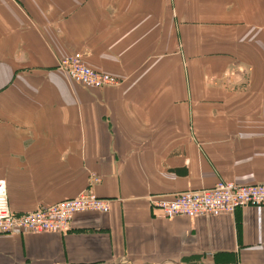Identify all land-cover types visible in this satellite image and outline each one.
I'll return each instance as SVG.
<instances>
[{
	"label": "crops",
	"instance_id": "0c3cea01",
	"mask_svg": "<svg viewBox=\"0 0 264 264\" xmlns=\"http://www.w3.org/2000/svg\"><path fill=\"white\" fill-rule=\"evenodd\" d=\"M74 53L118 85L74 84ZM0 180L16 214L110 201L65 234L0 235V264H264V206L150 204L264 185V0H0Z\"/></svg>",
	"mask_w": 264,
	"mask_h": 264
},
{
	"label": "built area",
	"instance_id": "2783aa9c",
	"mask_svg": "<svg viewBox=\"0 0 264 264\" xmlns=\"http://www.w3.org/2000/svg\"><path fill=\"white\" fill-rule=\"evenodd\" d=\"M57 66L74 84L86 88L102 89L118 85V80L113 76L87 67L80 53L61 58ZM99 180L98 177L91 176L93 183L98 184ZM109 204V200L83 191L74 198L16 214L9 208L5 182L0 180V235L65 234L76 214H106L110 209ZM150 204L159 209L166 219L217 217L233 214L240 208L264 206V185L240 186L230 181H218L209 189L176 194L170 199L159 198L150 201Z\"/></svg>",
	"mask_w": 264,
	"mask_h": 264
}]
</instances>
